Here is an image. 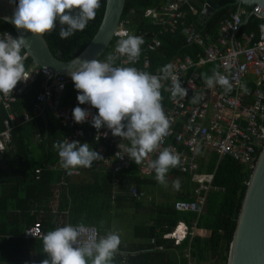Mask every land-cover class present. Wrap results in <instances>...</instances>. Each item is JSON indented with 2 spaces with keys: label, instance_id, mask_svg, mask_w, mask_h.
Listing matches in <instances>:
<instances>
[{
  "label": "trees",
  "instance_id": "trees-1",
  "mask_svg": "<svg viewBox=\"0 0 264 264\" xmlns=\"http://www.w3.org/2000/svg\"><path fill=\"white\" fill-rule=\"evenodd\" d=\"M105 1L101 0L102 6L97 11L96 18L88 23L84 31H77L72 37L61 39L59 28H57L52 34L44 36L57 57L67 60L85 48L100 25ZM211 1L217 4L218 8L205 20H201L199 13L206 0H126L123 21L128 22L129 31L132 35L138 32H149V36L144 38L141 56L135 65L141 64L145 51L149 53L151 70L162 68L176 57L193 55L197 48L186 42V30L190 26L200 35H208L212 41H217L221 23L237 10L238 4L235 0ZM171 2L180 3L185 15L173 32L164 31L161 35H157L158 28L151 25V20L145 16V12ZM16 4L18 5V0ZM189 6L195 9V14L189 13ZM245 7L249 11L253 9V7ZM260 24L261 21L251 15L243 25L242 31L247 33L257 31ZM0 31H9L13 37H17L13 28L1 20ZM154 38L159 40V46L155 51L150 52L147 47ZM118 40V38L113 40L99 60H105L109 54H113ZM25 63L26 68L35 64L29 56ZM212 67H214L212 64L199 67L201 81H203L202 73L212 75L215 69ZM42 80L43 74L39 73L33 88L14 104V110L17 113L22 115L24 111H32L34 93L41 87ZM77 95L74 82H69L61 94V105L72 103ZM162 95L165 101H168L169 94L163 89ZM4 117L5 111L0 106V129ZM38 131L42 132L40 140L36 139ZM66 131V128L62 127L54 116H49L47 123L42 118L30 121L13 131L7 153L0 156V261H5L7 264H34L30 258L33 250L36 264H41V261L46 258L43 254V239L23 237L26 226L36 221L34 218L25 219V217L34 203L47 201L54 195L52 189L54 190L62 174L60 171L49 170L47 166L57 159L58 152L53 145L57 141H63ZM11 159L15 162L13 166L9 165ZM205 159L198 160L197 171L213 174L211 187L215 190L210 189L207 192L206 204L197 217V227L209 230V235L194 237L190 241L185 239L179 245H175L172 239L162 236L171 231L178 221L190 224L196 219L195 214L174 210L175 201L194 200L192 192L195 185L191 184L188 175L173 171L172 177L174 180L181 179L179 182L182 184L179 187L184 193L173 198L165 196V200L159 204L151 202V213H155V216L150 217L151 223L139 222L133 226V235L139 238V242L121 243L120 250L125 255H117L114 264L124 262L127 264L130 261L131 264H156L154 262L157 259L168 261L169 264H209V261H213L214 264L227 263L231 238L254 168L230 155L218 157L217 154H210L206 155ZM37 167L43 168L39 181L35 179ZM82 169V177L66 179L67 186L60 191V212L68 210V223L76 225L83 221L85 225H94L99 230V236H103L109 232L112 217L117 216L113 215L114 210H121L128 204L132 205L134 200L129 196H119L113 204L111 200L112 172L94 166L91 169ZM118 177L123 184H134L146 193L149 191L152 194L155 189H160L155 175L142 177L138 174L137 164L134 161L130 168L121 172ZM122 187L123 185L120 189ZM31 199L34 202H31ZM140 205L142 203H136L134 211L138 210ZM24 220L27 223L25 228ZM43 225L48 231L54 230L55 227L50 219L48 222L43 221ZM157 229L159 231H156ZM163 247H166V250H161ZM187 249L191 260L184 256V251ZM159 263L164 264V262Z\"/></svg>",
  "mask_w": 264,
  "mask_h": 264
},
{
  "label": "built area",
  "instance_id": "built-area-1",
  "mask_svg": "<svg viewBox=\"0 0 264 264\" xmlns=\"http://www.w3.org/2000/svg\"><path fill=\"white\" fill-rule=\"evenodd\" d=\"M188 10L190 14H195L193 7L189 6ZM184 15L182 5L178 2L160 5L158 8L148 9L145 12V16L151 20V25L158 28L157 35H161L164 31L173 32ZM251 15L261 21L260 25L264 24V10L260 6L256 5L249 11L243 4H238L237 10L221 23L217 41H212L208 35H200L192 26L188 27L186 42L193 44L197 49L193 55L176 57L170 62L174 65L182 86L188 90V96L182 100L177 98L176 101H172L170 93L163 90L169 94L168 101L163 100V107L170 119V130L161 147L171 148L180 155L181 166L175 169L183 175H189L191 182L195 185L192 192L194 200H178L174 202V209L178 212L196 215V219L190 224L179 221L171 231L163 235L164 238L172 239L174 244H180L185 239L190 241L194 237H206L209 232L205 228L197 227V217L204 209L208 190H215L211 187L213 174L197 171L198 160L205 158V153L213 152L218 157L230 155L255 168L264 148V33L261 32L260 26L257 31L251 33L242 31L245 18ZM127 24L128 22L122 19L120 29L115 34L116 39L126 38L125 34L132 35ZM5 33L13 36L9 31H0V38H4ZM136 36L144 39L149 36V32H138ZM158 46L159 40L154 38L147 49L153 52ZM113 55L117 57L114 66H131L153 75L158 74V68L150 69L148 51L143 53V61L140 65H123L125 57H121L115 50H113ZM207 64H212L216 70L230 80L233 84L230 93H225L219 85L209 89L204 81L199 79V67ZM27 70L31 77L27 83H18L16 89L13 90V95L5 97L0 94V104L6 111V116L1 121L0 156L7 153L10 140L13 138V131L17 127L39 118H44L48 122L49 116L53 115L56 121L67 130L63 141L68 139L70 142L79 141L81 144L87 142L104 157V160L94 162V167L112 172L111 200L113 203L119 196H130L136 200L143 199L144 192L134 184H123L118 177L121 172L130 168L133 161L126 155V148L130 147L129 141H122V138L114 137L107 128H102L101 134L107 131L108 136L105 138L101 135V139L97 142L95 140L97 130L92 127L91 116L87 122L78 124L74 121L73 109L79 106L91 112L93 116L98 114V110L90 105H80L77 97L72 103L61 105V94L66 85L72 82L70 75L53 73L36 64L30 65ZM39 73L43 74V80L41 87L37 88L34 93L32 111L19 115L14 110V104L18 102L20 96L33 88ZM163 83L165 87L170 84L169 81ZM241 85L246 86L247 92L241 88ZM194 95H202L203 99L198 103H191L190 100ZM56 97H58V102ZM41 138L42 132L38 131L36 139ZM118 152L119 155H116ZM157 155L158 153L151 154L144 162L137 165V172L140 176L155 175L149 165ZM47 168L60 171L62 174L56 195L54 194L56 198H59L61 189L67 186V178H79L83 172L80 168L69 175L61 167L59 156ZM42 172V167L35 169L37 181L41 179ZM121 185L123 187L120 189ZM58 213H61L62 218L60 227L70 224L67 219L68 210L57 211ZM45 234L42 222L37 220L25 230L23 237L43 239ZM96 235L97 238L100 237L98 229ZM184 256L191 260L188 249L184 251ZM1 264H5V261H1Z\"/></svg>",
  "mask_w": 264,
  "mask_h": 264
},
{
  "label": "clouds",
  "instance_id": "clouds-1",
  "mask_svg": "<svg viewBox=\"0 0 264 264\" xmlns=\"http://www.w3.org/2000/svg\"><path fill=\"white\" fill-rule=\"evenodd\" d=\"M10 3L15 5L10 20L18 30L43 37L59 28L61 39L84 31L102 6L101 0H18V5L16 0H10ZM260 28L264 33V24ZM125 36L117 41L115 52L125 57L123 65L135 64L141 56L144 39L130 34ZM28 48V42L22 36L13 37L5 33L4 38H0V94L5 97L13 95L18 83H27L31 78L25 63ZM116 59L115 55L109 54L103 61L77 57L71 62L75 70L68 72L78 92L79 104L98 110V114L93 116L77 106L73 109L74 121L83 124L91 116L92 127L97 130V142L101 135L108 136L107 131L101 134L102 128H107L122 141H129L126 155L137 165L149 155L158 153L149 166L155 172L156 181L167 187V175L171 169L181 166V157L171 148L161 147L170 130V119L163 107L162 89L170 93L172 101L187 97L188 90L182 86L171 63L159 68L158 74L153 75L136 67L114 66ZM201 75L209 89L216 85L221 86L225 93L233 89V84L219 70L214 69L212 75ZM164 81L170 82L168 87H165ZM241 88L247 92L245 85ZM202 99V95H194L190 102L198 103ZM53 148L58 152L61 167L69 175L80 168L91 169L94 162L104 160L87 142L81 144L65 139L54 143ZM179 186L177 179L173 187L178 189ZM96 233V227H88L83 221L48 231L43 236L46 258L41 264H114L117 255H125L120 250L122 241L117 231H109L99 238Z\"/></svg>",
  "mask_w": 264,
  "mask_h": 264
},
{
  "label": "water",
  "instance_id": "water-1",
  "mask_svg": "<svg viewBox=\"0 0 264 264\" xmlns=\"http://www.w3.org/2000/svg\"><path fill=\"white\" fill-rule=\"evenodd\" d=\"M126 0H106L100 25L85 48L74 57L63 60L57 57L45 39L27 31L18 30L11 22L15 5L10 0H0V20L4 21L22 36L29 45V57L41 68L57 74L70 75L69 70H75L72 61L79 57L86 60H99L111 46L116 32L124 16ZM237 4L248 7L260 6L264 10V0H235ZM218 5L206 0L199 13V18L205 20ZM249 16L245 18V23ZM58 102V97H56ZM226 264H264V148L252 172L246 195L242 204L237 225L231 238Z\"/></svg>",
  "mask_w": 264,
  "mask_h": 264
},
{
  "label": "crops",
  "instance_id": "crops-1",
  "mask_svg": "<svg viewBox=\"0 0 264 264\" xmlns=\"http://www.w3.org/2000/svg\"><path fill=\"white\" fill-rule=\"evenodd\" d=\"M22 96H20L19 98H18V100L21 98ZM0 106H1V104H0ZM2 107V106H1ZM5 111V110H4ZM24 112H26V111H24ZM23 112V113H24ZM19 114V113H18ZM20 115V114H19ZM5 116H6V111H5ZM50 116H53V115H50ZM3 119V118H2ZM39 119H41V118H39ZM38 120V119H37ZM43 120H44V118H43ZM45 121V120H44ZM46 122V121H45ZM47 123V122H46ZM207 156H209L210 154H215V153H213V152H207V153H205ZM58 158V157H57ZM201 159H205V158H201ZM200 159V160H201ZM205 160H207V159H205ZM4 162H6V161H4ZM54 162V161H53ZM53 162H51V163H53ZM50 164V163H49ZM48 164V165H49ZM9 165H11V166H13V165H15V162H13V159H11L10 161H9ZM4 166H6V164L4 163ZM173 171H175V172H178V174H179V171L178 170H175V169H172L170 172H169V175H167V177H170V178H168L167 180H168V182H171L172 180H174V178L172 177V175H173ZM183 175V174H182ZM189 176V175H188ZM81 177H82V175H81ZM190 177V176H189ZM80 178V177H79ZM77 179V178H76ZM177 179H175L174 181H176ZM60 181H61V179H60ZM60 181L57 183V184H55V187H54V190L52 189V192H53V194H55L56 195V192H57V185L60 183ZM190 182H191V180H190ZM193 182H191V184H192ZM194 184V183H193ZM136 186V185H135ZM137 187V186H136ZM138 188V187H137ZM140 190V189H139ZM159 191L161 190V188L160 189H158ZM158 190L157 189H155V192H153L152 194L148 191V193H146L144 190H140V191H142V192H144V194H145V197L143 198V199H140V200H136V199H134L133 198V200H134V202L132 203V205L131 204H128V205H126V206H124L126 209H129V208H132L133 209V211L131 212L133 215H135V216H137V217H140V218H142V219H140L139 221H140V223H151L150 222V217L151 216H155V213L153 212V213H151V202L153 201L155 204H159V203H162L164 200H165V196H168V195H166V194H164V193H161V192H158ZM67 191H65V193H66ZM184 193V191L182 190V191H180V192H177L176 194H175V196L174 197H177V196H179V195H182ZM55 195H53V196H51V199H49V200H47V201H42V202H40V203H37L36 201V203H34V205H33V207H32V209L30 210V212L29 213H27L26 214V217H25V219H27V218H34V219H36V221L37 220H39V221H41L42 222V224H43V221L44 222H48V220L50 219L51 220V222L53 223V224H55L54 226V230L57 228V227H60V223H61V217H60V215H61V213H58L57 214V211H60V200H61V198H60V195H61V193H60V195H59V198H56V197H54ZM156 196V197H155ZM130 197V196H129ZM153 199H152V198ZM171 198H173L172 196H170ZM192 197H193V195H192ZM131 199H132V197H131ZM32 201L31 202H34V200L33 199H31ZM178 201V200H177ZM176 202V201H175ZM136 203H142V205H140V208L138 209V210H136V211H134V207L136 206ZM175 210V209H174ZM176 211V210H175ZM52 218V219H51ZM179 222V221H178ZM177 222V223H178ZM24 224H23V227L25 228V226L27 225V223L25 222V220H24V222H23ZM139 222H137L136 224H138ZM32 225V224H31ZM30 225V226H31ZM30 226H26V228L25 229H27V228H29ZM43 228H44V232L45 233H47L48 232V229L47 228H45V225H43ZM24 229V230H25ZM156 231H159V229H157ZM169 232V231H168ZM168 232H166V233H168ZM165 234V233H164ZM209 235V232L207 233V235L206 236H208ZM163 236V235H162ZM139 242V238L137 239V238H135L134 237V235H133V227H132V239H130V240H126L125 242H122V243H126V244H129L130 242ZM161 250H166V247H163V249H161ZM34 251V250H33ZM33 251L31 252V256H30V258L34 261V264H36V257L34 256V254H33ZM36 252V251H35ZM159 262H164V264H169L168 263V261H165V260H160V259H157L154 263H156V264H161V263H159ZM0 264H1V261H0ZM5 264H7V262H5ZM122 264H126L125 262L124 263H122ZM127 264H131V261L129 262V263H127Z\"/></svg>",
  "mask_w": 264,
  "mask_h": 264
},
{
  "label": "rangeland",
  "instance_id": "rangeland-1",
  "mask_svg": "<svg viewBox=\"0 0 264 264\" xmlns=\"http://www.w3.org/2000/svg\"><path fill=\"white\" fill-rule=\"evenodd\" d=\"M168 178H170V177H167V179ZM179 180L181 181V179H179ZM173 182H174V180H172L171 182H168L167 187L159 185V188H161V190L160 191L158 190V192H161V193H164L168 196L174 197L177 192L182 191V188L179 187L177 189V188L173 187ZM180 184H182V182H180ZM154 192H155V190H154ZM132 211H133L132 208H129V209L123 208L121 210H114L113 215H117V216L112 217V219L110 220L109 231H113V230L117 231L121 237L122 242H125L126 240L132 239V227L137 222H140L139 221L140 219H142V218L137 217V216H132L133 215L131 213ZM185 251H187V250H185ZM209 264H214V262L209 261Z\"/></svg>",
  "mask_w": 264,
  "mask_h": 264
}]
</instances>
